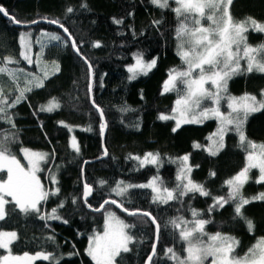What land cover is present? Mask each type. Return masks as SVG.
Wrapping results in <instances>:
<instances>
[{"label":"trees","instance_id":"trees-1","mask_svg":"<svg viewBox=\"0 0 264 264\" xmlns=\"http://www.w3.org/2000/svg\"><path fill=\"white\" fill-rule=\"evenodd\" d=\"M82 2L88 5L87 9L80 7ZM68 6L75 9L73 13H66ZM0 7L15 21L29 24L27 27H17L11 19L0 14V57L12 55L19 60L18 64L9 67L22 68L27 73L41 76L44 70L47 71L44 66L52 61H56L60 68L59 72L45 80L44 87L33 88L25 94L26 99L9 109L16 125L13 131L18 130V140L12 145L13 153L21 157L20 149L27 148L49 154L48 160L42 161L38 175L46 190L58 187L60 191L39 205L41 212L51 214L52 209L63 202V207L58 208L62 218L59 220L25 218L17 212L0 221V230L18 233V241L11 245L13 255L46 252L62 256L59 264H94L86 252L88 238L102 230L104 213L109 211L125 223L136 225L126 230L135 237V242L130 245L132 251L123 254L118 264H144L154 238L151 222L140 216L125 215L111 205L95 211L105 199H115L130 211L150 212L157 219L161 226L157 242L158 257H163L164 250L169 247L183 256L184 242L179 239V230L174 229L169 221L178 216L191 220L189 206L200 210V218L213 221L205 226L209 234L220 231L238 238L241 241L238 255H243L258 238L264 237V200H253L243 209L244 214L254 222L251 233L242 220L233 219V204L208 212L213 197L227 196L228 186L224 181L246 164V152L239 147L238 135L234 131L225 133L224 148L218 155L211 156L205 149L210 143L208 137L217 131L214 118L198 124H181L175 132L172 131L176 127L173 119L158 118L162 113L170 115L178 98L175 91L161 94L169 70L187 67L177 55V17L171 10L176 7L174 0H169V8L165 9L152 5L149 0H0ZM230 12L236 20L252 17L264 22V0H233ZM113 18L123 22L116 24ZM41 19L59 20V25L63 24L68 29L80 54L92 65L93 100L103 110L107 124L105 158H102L101 120L88 97L87 65L81 55L73 52L69 40L59 28L51 24L31 23ZM153 21H160V24ZM21 32L31 33L34 52L32 64L19 57ZM44 33L59 34L62 41L42 39ZM37 38L42 43H37ZM247 38L250 45L264 43V33L250 30ZM97 41L101 46L93 47ZM42 50V60L37 64L36 55ZM134 53H142L145 62L155 59L156 65L146 75L138 74L135 79L129 80L132 73L128 68L135 63ZM241 67H247L246 61H241ZM0 85L10 99L14 98L7 91L13 87L7 76H0ZM178 88L183 91L181 84H178ZM262 89L264 74L244 73L229 80L227 94L239 97L250 93L259 99ZM53 98L60 103V107L52 112L41 111V106H46ZM203 107H213L212 102L204 101ZM122 108L127 111H121ZM220 110L224 113L229 111L226 99L221 100ZM60 121L67 127L58 123ZM8 128L9 125L0 121V129ZM89 128L90 131L86 130ZM243 130L249 140L264 143V110L251 114ZM73 137L80 148L78 154L70 146ZM194 144L201 147L196 148ZM149 152L159 153L158 166L138 168V161L126 159L130 155L143 157ZM185 155L189 156L192 180L203 184L210 196L196 193L193 197L190 193L183 200L170 201L165 205L152 203L151 189H129L124 198L110 191L117 181L143 184L156 175L162 178L165 187L172 189L177 183L176 176L181 165L179 158ZM50 169L58 181L55 186L50 182ZM5 172L0 173V177L5 178ZM211 172H215V175H210ZM259 175L258 169H252L249 173L250 179L242 189L245 197L264 193V182L256 183ZM101 179L107 184L99 185ZM85 183L94 189L87 204L83 201ZM73 198L76 199L75 204ZM142 219L145 222L141 223ZM49 235L55 237V242L47 240ZM0 255H7V252L0 249ZM154 261L155 264H173L172 261L157 260L156 257ZM32 264L51 262L37 259Z\"/></svg>","mask_w":264,"mask_h":264},{"label":"snow or ice","instance_id":"snow-or-ice-1","mask_svg":"<svg viewBox=\"0 0 264 264\" xmlns=\"http://www.w3.org/2000/svg\"><path fill=\"white\" fill-rule=\"evenodd\" d=\"M149 2L160 8H169V0H149ZM176 7L171 9L177 17V27L175 29L177 43V55L180 57L182 64L187 67L183 70L170 69L168 78L164 81L161 94L168 92H177L178 98L175 106L172 108L173 115L160 114V120L175 119L176 127L172 129L175 132L181 124H198L208 119L217 121V131L212 133L208 139L211 142L205 149L211 156H216L224 148V135L227 132L234 131L239 137V147L246 152L245 166L230 179L225 180L224 184L228 186L227 196L213 197V204L209 206L208 212L215 211L218 207L223 208L227 204L234 205L233 219H239L244 222L247 230L251 233L254 231V222L248 218L243 209L253 200H264V193L247 198L243 195L242 189L249 181V173L252 169L259 170V177L256 183L264 182V143L257 144L249 140L243 130L245 122L249 116L258 111L264 110V89L260 92V98L250 93H244L239 97L228 95V82L234 76L258 72L264 74V43L250 45L248 43L247 33L255 31L264 33V22H258L252 17H246L243 20H236L230 12V6L233 0H174ZM81 8L87 9L86 3H81ZM74 8L68 6L66 13H73ZM0 13L8 15L7 11L0 7ZM203 20L208 22L204 26ZM19 24L20 21H14ZM50 23L59 24V20H51ZM113 22L120 24L123 21L113 18ZM36 23V21H31ZM154 24H160V21H153ZM64 28L63 24H60ZM67 32L68 29L64 28ZM51 41H62L59 34L44 33L42 34ZM69 39L71 36L69 35ZM37 43H42L37 38ZM66 43V42H64ZM31 33L22 32L20 34L21 50L19 57L33 63L31 52ZM47 45H45L46 47ZM100 42H94L93 47H100ZM71 47L81 55L75 41ZM43 57V50L36 55V62L39 64ZM84 62L88 65L89 84L88 93L92 92V65L81 55ZM133 58L136 63L129 66L128 71L132 73L129 80L135 79L138 74L146 75L156 65V60L145 62L142 53H134ZM246 61L247 67H241V61ZM19 60L12 55L0 57V76H7L12 82L13 87L9 88L8 93H12V99L6 93L5 88L0 85V121L9 125L8 129H0V173L7 172V178L0 177V221H4L13 213H19L25 218L33 217L46 221L48 219H62L58 214V208L63 207V202L53 208L51 214L41 212L39 205L46 201L49 196H56L59 188L46 190L41 184L37 172L41 171L40 163L47 161L48 153L32 151L27 148H21L24 159L27 161V167L21 165L20 160L12 151V145L18 140V130L13 121V109L16 104L26 99V93L31 92L33 88L44 87V82L50 75L59 72V64L52 61L55 66L53 72L45 71L43 75L27 73L22 68H10L9 65L18 64ZM198 72V75L195 73ZM21 75H23V87H21ZM211 84L215 91L205 87L206 83ZM178 84L184 86L183 91L178 88ZM226 99L228 101L227 114L221 112L220 102ZM210 100L213 107H203V102ZM93 107L100 114L101 124L100 133L103 135L107 127L104 121L103 110L92 101ZM60 107V103L53 98L47 106H41V111L52 112ZM202 109V110H201ZM127 111V109H121ZM178 114V115H177ZM64 125L63 121L58 122ZM67 127V125H64ZM71 130V129H69ZM86 130H91L86 129ZM71 148L78 154L79 145L75 137L70 142ZM194 147H201L194 144ZM104 155H107L105 150ZM126 159L138 161V168L145 165H159V153H145L143 157L129 156ZM181 165L176 176V186L172 189L164 186V181L159 175L152 177L147 183L130 184L124 181H117L115 187L110 191L116 196L124 198L128 195L129 189L142 188L151 189L152 203L167 205L170 201L183 200L188 194L193 197L196 193L201 196H210L203 184L197 183L191 178L192 167L189 166V156L185 155L179 158ZM210 175L214 176L215 172ZM49 177L53 184H57L55 173L50 169ZM98 184L104 186L107 181L101 179ZM93 186L85 183L83 197L87 204V197L93 193ZM11 198L10 200L7 198ZM76 203V199L72 201ZM115 204L123 208V204L117 203L115 199H105L99 208L94 209L99 212L107 204ZM9 206V207H6ZM91 208V205H87ZM131 216H140L147 218L153 225H156V238L159 239L161 226L157 219L150 212H141L140 210L129 211L123 209ZM192 219L186 220L182 216L173 217L169 223L174 229L179 230V239L183 241L186 247L183 248L186 255L181 256L173 248L169 247L164 250V256L158 257L157 244L152 243L151 253L148 254L145 264H155L154 257L157 260L166 259L173 264H206L211 258V264H264V237L257 239L243 255H238L237 250L241 241L235 236L222 233L220 231L209 234L205 226L212 223L201 217L200 210L193 209L189 206ZM67 223V221H64ZM145 222L144 219L141 223ZM47 226V225H46ZM166 226V225H165ZM136 227L135 224H127L113 212H106L104 219L103 233L94 232L88 238L87 255L94 264H118V260L123 254L130 253V245L135 242V237L129 231ZM19 239L16 231L0 230V249L7 252V255H0V264H32V261L42 259L50 261L51 264H59L62 256L57 257L53 253L37 252L30 255L28 252L23 255H13L11 245ZM47 240L55 242V237L49 235ZM74 253H70L72 255Z\"/></svg>","mask_w":264,"mask_h":264},{"label":"water","instance_id":"water-1","mask_svg":"<svg viewBox=\"0 0 264 264\" xmlns=\"http://www.w3.org/2000/svg\"><path fill=\"white\" fill-rule=\"evenodd\" d=\"M4 18H9V19H11L12 21H13V24L15 25V26H17V27H27V26H29V24H23V23H19V24H17V23H15L14 21V19H13V17H11V16H5L4 15V13H0ZM36 23H43V24H51V25H54V26H56L57 28H59L60 29V31L64 34V36L69 40V42H70V44H72V42H73V40H72V38L71 39H69V34H68V32H65L64 31V28H61L60 27V25L59 24H54V23H50L49 22V20H45V19H41V20H38V21H36ZM72 50H73V52L76 54V55H78L77 54V52L72 48ZM83 61H84V59H82ZM86 64V63H85ZM87 65V64H86ZM87 68H88V65H87ZM88 76H89V73H88ZM90 79H91V82H92V89H93V70H92V74H91V77H90ZM89 84V83H88ZM88 97H89V102H90V104H91V106L93 107V104H92V101H93V92H91V94H89L88 93ZM95 110H96V108L95 107H93ZM96 112H97V114L99 115V117H100V114H99V112L96 110ZM100 120H101V118H100ZM104 121H105V118H104ZM107 128V127H106ZM106 128H105V130H104V133H103V135H101V144H102V147H103V156H102V158H105L106 157V155H104V152H105V149H104V135H105V133H106ZM83 192H84V188H83ZM92 195V194H91ZM91 195H89L88 197H87V200L91 197ZM83 201L85 202V200H84V197H83ZM103 203V202H102ZM101 203V204H102ZM118 203V202H117ZM119 204V203H118ZM107 205H111V206H113L114 208H116L118 211H120L121 213H123V214H125V215H128V216H131V215H129L127 212H125L123 209H124V207L123 208H121V207H118L117 205H115V204H111V203H109V204H107ZM107 205H105V206H107ZM100 207V206H99ZM102 210V209H101ZM130 211V210H129ZM132 211H134V210H132ZM141 212H143V211H141ZM150 221V220H149ZM151 222V221H150ZM152 224V223H151ZM152 226H153V230H154V238H153V242H155L156 244H157V242H158V240H157V238H156V225H153L152 224ZM151 250H152V247H151ZM151 250H150V253H151ZM146 259H147V257H146ZM145 259V260H146ZM144 264H145V261H144Z\"/></svg>","mask_w":264,"mask_h":264},{"label":"rangeland","instance_id":"rangeland-1","mask_svg":"<svg viewBox=\"0 0 264 264\" xmlns=\"http://www.w3.org/2000/svg\"><path fill=\"white\" fill-rule=\"evenodd\" d=\"M202 23L204 24V26H208V22L206 21V20H203L202 21ZM22 33V32H21ZM20 33V34H21ZM41 38L43 39L44 38V36L43 35H41ZM46 38V37H45ZM19 43H20V36H19ZM177 43H178V41H177ZM20 50H21V45H20ZM33 54H34V52H33V45L31 44V52H30V55L32 56V58H33ZM27 62V61H26ZM28 63V62H27ZM135 63H136V61H135ZM134 63V64H135ZM133 64V65H134ZM44 67H47V72H53L54 71V68H55V66L52 64V63H50L49 65H45ZM43 67V68H44ZM46 70H44V72H45ZM43 72V71H42ZM195 75H198V72L197 73H195ZM182 85V84H181ZM205 87H207V88H209L210 90H212V91H215V89L214 88H212V86H211V84H210V82L209 83H206L205 84ZM183 88H184V86L182 85V90H183ZM48 105V104H47ZM46 105V106H47ZM222 112V111H221ZM224 113V112H223ZM225 114H227V113H225ZM170 115H173V113L171 112V114ZM178 115V114H177ZM174 121H175V119H173ZM175 123H176V121H175ZM210 142V141H209ZM211 143V142H210ZM210 143H209V145H210ZM41 153H44V152H41ZM17 159H19L20 160V163H21V165L22 166H24V167H27V161L24 159V156H23V153L21 152V157H17ZM42 163V162H41ZM41 163H40V167H41ZM38 173L39 172H37V176L39 177V175H38ZM7 178V172H5V178L4 179H6ZM50 182H51V179H50ZM52 183V182H51ZM41 184H42V182H41ZM43 185V184H42ZM52 186H55V184H51ZM43 187H44V185H43ZM45 188V187H44ZM46 189V188H45ZM7 199H11L10 197L9 198H7ZM106 212H109V211H106ZM106 212L104 213V216H103V228H102V230L101 231H99V233H103V230H104V219H105V214H106ZM184 247H186V245H185V243H184ZM30 255H35V254H30ZM184 255H186V253H184L183 254V256ZM35 261V260H34ZM32 263H33V261H32ZM206 264H211V258H209L207 261H206Z\"/></svg>","mask_w":264,"mask_h":264}]
</instances>
